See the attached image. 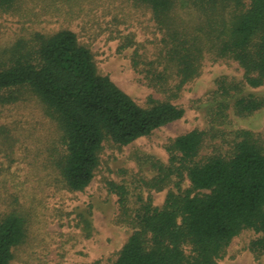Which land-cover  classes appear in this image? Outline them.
Masks as SVG:
<instances>
[{
    "label": "trees",
    "instance_id": "obj_1",
    "mask_svg": "<svg viewBox=\"0 0 264 264\" xmlns=\"http://www.w3.org/2000/svg\"><path fill=\"white\" fill-rule=\"evenodd\" d=\"M132 1L150 8L162 32V49L146 71L157 90L180 91L200 74L207 54L238 61L249 85L264 84V0H251L248 9L228 16L217 13V7L226 8L230 0H201L205 20L197 17L194 23L178 12L176 0ZM18 2L0 0V11L16 10ZM235 89L218 82L206 103L211 121H227L232 106L245 115L263 105L252 94L233 97ZM26 91L56 120L63 148L54 163L73 191L93 180L106 140L128 145L185 111L169 99L150 97L149 106L139 105L99 73L91 47L69 28L33 29L0 47V104L16 102ZM206 133L194 129L176 137L169 150L178 165L165 173L157 166L153 187H163L172 174L179 186L183 171L190 181L185 192H169L163 206L148 199L132 208L127 189L112 185L124 220L136 228L112 264H217L242 230L264 236V149L252 131L239 130L227 154L199 158ZM26 236L24 216L17 211L0 216V264H12L14 250ZM255 246L264 250V238Z\"/></svg>",
    "mask_w": 264,
    "mask_h": 264
},
{
    "label": "rangeland",
    "instance_id": "obj_2",
    "mask_svg": "<svg viewBox=\"0 0 264 264\" xmlns=\"http://www.w3.org/2000/svg\"><path fill=\"white\" fill-rule=\"evenodd\" d=\"M239 1H227L217 13L228 16L249 8L251 0ZM176 2L187 21L205 20L199 11L201 0ZM17 5L16 10L0 11V47L33 29L69 28L91 47L99 73L139 105L149 106L150 97L169 99L185 111L180 119L128 145L106 140L93 180L84 190L73 191L54 163L63 147L56 120L41 100L26 91L16 102L0 104V216L17 211L27 227L12 264H112L136 229L124 220L112 185L127 189L132 208L148 199L161 207L169 192H185L190 188L186 171L179 186L175 174L161 188L150 185L159 175L158 165L162 173L178 165L169 146L179 135L194 129L207 132L199 158L227 154L239 130L252 131L264 149V103L245 115L232 106L223 123L209 116L206 103L222 80L237 86L233 97L252 94L264 102V84L249 85L238 61L207 54L200 74L178 92L157 90L148 83L149 62L163 46L150 8L132 0H19ZM263 238L253 229L242 230L217 264H264V250L255 246Z\"/></svg>",
    "mask_w": 264,
    "mask_h": 264
}]
</instances>
